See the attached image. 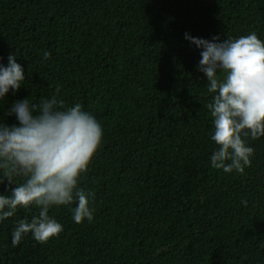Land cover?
<instances>
[{
    "label": "trees",
    "instance_id": "trees-1",
    "mask_svg": "<svg viewBox=\"0 0 264 264\" xmlns=\"http://www.w3.org/2000/svg\"><path fill=\"white\" fill-rule=\"evenodd\" d=\"M252 31L264 40V0H0V63L15 53L26 77L0 121L16 122L15 100L56 94L103 129L78 185L93 220L53 206L58 236L12 246L14 222L39 211L18 209L0 222V264H264V138L243 173L211 166V95L184 36Z\"/></svg>",
    "mask_w": 264,
    "mask_h": 264
},
{
    "label": "clouds",
    "instance_id": "clouds-1",
    "mask_svg": "<svg viewBox=\"0 0 264 264\" xmlns=\"http://www.w3.org/2000/svg\"><path fill=\"white\" fill-rule=\"evenodd\" d=\"M184 36L200 50L197 68L211 95L206 105L212 118L209 138L215 144L210 164L225 173H243L254 154L250 141L264 138V40L255 31L224 40ZM49 57L45 50L43 58ZM25 78L17 56L9 54L7 63H0V101ZM5 115H14L16 122L0 121V181L7 177L14 186L0 193V222L18 209H39L30 219L14 222L12 246L28 235L39 243L58 236L63 225L49 215L53 206H70L76 223L91 222L94 193L78 185L102 142L103 129L95 116L79 102L66 105L56 94L38 104L27 97L15 100ZM16 176L23 182L16 183Z\"/></svg>",
    "mask_w": 264,
    "mask_h": 264
}]
</instances>
